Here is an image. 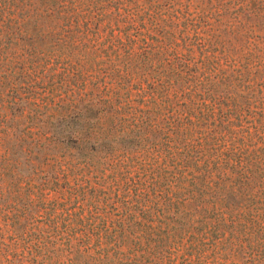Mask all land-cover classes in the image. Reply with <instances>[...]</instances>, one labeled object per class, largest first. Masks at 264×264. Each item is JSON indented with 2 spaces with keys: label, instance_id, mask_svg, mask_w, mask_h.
I'll list each match as a JSON object with an SVG mask.
<instances>
[{
  "label": "trees",
  "instance_id": "trees-1",
  "mask_svg": "<svg viewBox=\"0 0 264 264\" xmlns=\"http://www.w3.org/2000/svg\"><path fill=\"white\" fill-rule=\"evenodd\" d=\"M0 264H264V0H0Z\"/></svg>",
  "mask_w": 264,
  "mask_h": 264
}]
</instances>
